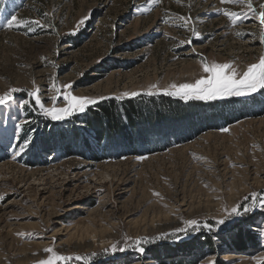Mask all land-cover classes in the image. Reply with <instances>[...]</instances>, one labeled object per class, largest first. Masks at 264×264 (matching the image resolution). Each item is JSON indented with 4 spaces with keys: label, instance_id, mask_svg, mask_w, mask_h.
Instances as JSON below:
<instances>
[{
    "label": "rangeland",
    "instance_id": "obj_1",
    "mask_svg": "<svg viewBox=\"0 0 264 264\" xmlns=\"http://www.w3.org/2000/svg\"><path fill=\"white\" fill-rule=\"evenodd\" d=\"M252 3L257 12L264 11L259 8L264 0ZM222 9L247 11L246 4L222 5L220 0H161L159 5L151 0H0V95L10 87L24 90L0 105V195L5 197L0 202V264H38L49 257L47 248L86 258L70 264L264 261V240L256 227L264 221L259 208L235 218L239 222L229 220L222 231L203 228L223 218L225 208L243 205L253 191L264 195V90L210 101H185L162 91L144 94L151 84L163 90L173 82H194L202 74L201 58L233 62L244 70L264 55L259 42L264 27L254 19L232 27L218 14ZM13 12L50 27L6 30L5 18ZM166 13L173 20L191 17L190 27L201 38L164 24ZM82 18L84 24L77 27ZM53 78L57 86L71 83L76 96L104 98L88 108L140 97L181 102V108L173 103L167 111L157 100L135 105L151 110L149 124L173 127L179 134L189 130L164 148L153 147L154 130L144 124L136 127L144 149H136L134 139L125 140L130 133L125 139L94 140L82 124L72 122L80 113L53 121L27 96L35 81L51 107L50 97L60 96L49 91ZM133 91L141 95L115 99ZM25 99L32 107L20 109ZM59 106H64L62 97ZM159 113L162 121L156 120ZM21 120L30 122L25 128L31 130L32 144L12 160L15 125ZM188 219L198 220L201 229L187 227ZM181 228L187 231L178 232ZM241 232L239 247L229 246ZM138 240L144 241L143 253L136 249Z\"/></svg>",
    "mask_w": 264,
    "mask_h": 264
},
{
    "label": "snow or ice",
    "instance_id": "obj_2",
    "mask_svg": "<svg viewBox=\"0 0 264 264\" xmlns=\"http://www.w3.org/2000/svg\"><path fill=\"white\" fill-rule=\"evenodd\" d=\"M151 3L154 5H159L161 0H151ZM179 3V0H177ZM222 5H244L246 4L247 11L242 12H232L228 9H222L218 14H222L227 17L230 21V26L235 27L239 22L244 20L254 19L259 22V24L264 27V11L257 12L253 6L252 0H220ZM260 9H264V3L259 5ZM152 9L149 8L148 11ZM49 13H43L44 17H47ZM86 18H82L79 22V25H83ZM178 21V22H177ZM166 25L175 26L178 28H184L185 30H190L194 36L197 38L200 37V33L197 29L191 25V17L179 16L176 20L172 19V14L166 13L165 18L162 21ZM6 30H21L23 29L25 33L33 32L37 28L44 30L50 27L49 24L42 22L40 19H20L16 13H10L8 17L5 18L3 25ZM167 35V33H165ZM253 37L256 36L255 33L250 34ZM237 37L241 36V33H236ZM191 43V39L188 41H181V43ZM259 42L261 45H264V32H261L259 37ZM42 60H45L46 57H42ZM55 66V65H53ZM202 74L194 82H185V83H170L166 88L161 90L157 84H151L147 90L146 95L159 94L162 91L163 95L178 97L182 100H202L210 101L216 99H223L226 97H241L253 94L258 90H264V55H261L258 58V61L246 66L244 70H239L234 66L233 62L228 63H217V62H208L206 58H201L200 62ZM33 90L27 92V96L34 101L36 108L39 109L40 114L46 118H50L53 121H62L73 114L85 112L89 106L95 105L99 102L101 98H93L86 96H76L70 91L72 84H65L57 86L54 82L51 83L49 91L60 93V96L53 95L50 97L52 106L47 107L42 101L40 95V89L35 87V81H33ZM155 90V91H153ZM24 91L18 87H10L3 95H0V105L9 104L14 99V94ZM141 95L140 92H125L121 96L115 97V99H121L122 97H136ZM64 106H59L61 101ZM26 107H32L30 100L25 99L19 103L20 109H25ZM30 123L26 120H21L15 125L14 138L16 144L13 148L12 160H16L18 156H21L25 153L29 146L32 144V134L31 130H26V124ZM223 132H228V128H223ZM23 133V136L21 134ZM139 159H145V157H139ZM154 195L159 196V193H154ZM5 197L0 195V202H3ZM245 203L241 205L237 203L235 206L231 207L230 210L225 208V215L223 218L217 219L214 221V224L204 223L203 228L212 231L213 227L217 230H223L221 226H230L227 224L229 220L235 221V218L243 217L255 209L259 208L261 211H264V195L258 194L253 191L249 196L244 197ZM239 222V221H235ZM187 227L192 228L194 231H199L201 229V223L196 219H188L184 221ZM258 228V236L260 239L264 240V221H261L256 225ZM178 232H186L187 228H181L177 230ZM18 237L25 236V233H17ZM144 241H136V249L143 253L144 248L140 245ZM113 249H116V246H112ZM124 250L123 248L120 249ZM46 253H49L47 259H42L38 261V264H70V262H83L86 260L85 257L76 255V256H67L58 254L54 251L53 248H47L44 250ZM209 264H214V261H210ZM264 264V262H261Z\"/></svg>",
    "mask_w": 264,
    "mask_h": 264
},
{
    "label": "trees",
    "instance_id": "obj_3",
    "mask_svg": "<svg viewBox=\"0 0 264 264\" xmlns=\"http://www.w3.org/2000/svg\"><path fill=\"white\" fill-rule=\"evenodd\" d=\"M155 100L159 101L162 104L161 106L164 105L167 106L164 108L166 111L170 110V104L173 103L178 105L176 108L182 107L181 102L173 101L170 100L169 98L166 99L161 97H142V98L140 97L135 100H118V101L114 100L111 102L101 103L97 105L95 108H88L85 112L78 114L72 120V122L82 124L85 133L88 134L90 137H93L94 140H101V138L104 137L107 138L108 135L110 136L115 135V136H119L120 139H125L127 133H130V137L128 139L126 138L125 140L130 141L134 139V141L137 142L136 144H134L136 149H144V144L142 142L143 134L141 132L140 133L137 132L136 127L140 124L148 125L149 130H154L153 135L155 134V143L153 144V147L164 148L167 145H169V143L171 142L173 143L174 141H177L178 138H183L185 136L184 133L188 132L187 130L189 129H187L186 132L179 134V131L177 129H174L173 127L169 129L167 127H160V126L158 127L157 126L158 124L155 125L151 123L149 124V120H151L154 116V115L151 116L149 114L151 110L148 113L146 109H140V107H137L135 104L136 103L147 104L149 101L152 102ZM157 111L158 110H156V112ZM155 115L157 116V114ZM157 118L158 119L156 120L161 119L160 113L159 116H157ZM144 125L143 128L145 129ZM72 134H74L73 136H77L78 131L74 129L72 131ZM84 148L86 149V145H84V147L80 149H84ZM156 148L153 149L155 150ZM111 151H117V149L115 150L112 149ZM78 153L81 154L80 152ZM133 153H137V151H133ZM120 154H124V152H120ZM240 237L242 238V232L230 238L232 239V242L229 246L238 248L239 243H242L239 240L241 239ZM219 264H221V262H219Z\"/></svg>",
    "mask_w": 264,
    "mask_h": 264
}]
</instances>
